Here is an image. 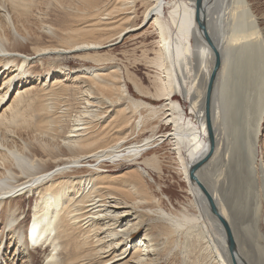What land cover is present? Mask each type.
I'll use <instances>...</instances> for the list:
<instances>
[{
	"label": "bare ground",
	"instance_id": "1",
	"mask_svg": "<svg viewBox=\"0 0 264 264\" xmlns=\"http://www.w3.org/2000/svg\"><path fill=\"white\" fill-rule=\"evenodd\" d=\"M217 1L205 0L204 6L208 35L222 58L213 91L216 145L195 176L230 224L237 252L231 254L224 224L191 176L210 151L205 99L215 64L196 21V0H0V250L6 242L14 253L22 249L13 261L3 251L0 264H33L34 255L24 249L42 244L49 248L42 264H264V248H257L259 257L252 263L239 245L243 230L235 228L218 189L228 170L221 169L210 185L202 178L221 149L231 160L223 141L230 131L243 150L236 175L249 188L259 186L257 215L264 191V166L258 164L264 45L244 0H235L241 5L238 13L233 5L215 10ZM137 2L144 5L139 23L134 21ZM49 8L64 12L60 25L42 20ZM149 37L165 101L159 106L131 95L117 67L69 69L64 62L99 63L121 42L140 48ZM249 74L254 81H245ZM248 85L256 88L253 99ZM177 95L190 104V116ZM61 103L76 112L70 123L65 124ZM126 103L133 111L118 107ZM106 104L118 107L113 119L100 114ZM159 112L162 118L155 119ZM22 127L31 130V142L14 131ZM63 127V143L52 144ZM148 129L155 131L147 135ZM163 142L178 158L177 174L185 184L181 198L172 199L147 170L159 168V154L147 152ZM31 197L35 205L26 228L23 204Z\"/></svg>",
	"mask_w": 264,
	"mask_h": 264
},
{
	"label": "rangeland",
	"instance_id": "2",
	"mask_svg": "<svg viewBox=\"0 0 264 264\" xmlns=\"http://www.w3.org/2000/svg\"><path fill=\"white\" fill-rule=\"evenodd\" d=\"M220 1L219 2L217 1L216 5L214 7L215 10L216 9L221 10V8H225L227 6L232 7V5L234 6V7H232V8H234L233 10L236 11L237 13L241 10V8H240L241 5L240 4L235 5V0H227V1L223 0L224 2L222 0H220ZM225 1H226V4H225ZM232 1H234V2H232ZM244 4H245V7L248 9V11L251 15L252 21L255 23V31L254 32L257 33V35H256L257 39L261 40L262 44L264 45V31L262 29L264 27V0H244ZM136 5H137V8H136V15H135L134 21L139 23L142 19V13L144 10V5L140 4L139 2H137ZM224 5H225V7H224ZM218 7H220V8H218ZM49 10H51V9L49 8ZM49 10L47 11L48 16L50 15L49 18L46 17L47 14L45 16L42 15V17H43L42 20L47 21L46 19H48V23H55L57 25H60L59 20H60V17L63 18L64 12L61 9L60 10H53V11L51 10L50 12H49ZM57 18H59V19H57ZM40 19H41V17H40ZM260 19H262V22ZM35 24H36L35 26L37 27V22ZM212 29H213V27H212ZM225 30H226V28H225ZM226 31L230 32V27ZM43 34L45 35V33H43ZM44 37L47 38L48 36H44ZM151 37H155V35L151 36ZM151 37L147 38L146 43L141 45L140 48L139 47L134 48V46L131 44L132 41H130V43L129 42H127V43L121 42L120 44L114 46V48L112 47L113 49L110 48L108 50L109 51L108 54L106 53L107 57H108L107 60L99 62V63L96 61H92V60L91 61H89V60L85 61V60H81L78 58H67L64 60V62H65V64L68 65L69 69L78 68V67H80L82 65H86V64H87L86 66H88V67H91V66L100 67V68H105V67H110V66L117 67L120 70V73L122 72L121 75L123 76V78L124 79L126 78L125 81H126V84L129 88L131 95H133L134 97H137L139 99H142V100H144L150 104H153V105L156 104L155 106H159V105L163 104L165 101L164 100L162 101V97L159 96V87H158V79L157 78H158V75H160V70L156 65H154L153 60H152L154 57L153 51L150 49L151 46L147 44L148 41L151 39ZM142 39H143V37L140 38L138 41H142ZM146 61H149V63H147ZM151 61H152V63H151ZM103 62H105V63L103 64ZM100 63H101V65H100ZM258 68H260V65H257V75L259 74V70H260ZM126 73H129V74H126ZM251 76L252 75L249 74L245 81L246 82L254 81L255 77L253 78V76L252 77ZM135 85L138 87V89L135 87ZM251 86L254 89L250 88ZM251 86L248 85L249 90L247 91L250 96L256 92L255 86H253V85H251ZM142 91H144V92H142ZM79 97H80V99L84 98L83 96H79ZM175 99L178 100L182 104L185 112L188 114L190 111V104L186 103L182 99L181 95H177L175 97ZM250 99H253V96H251ZM80 101H82V100H80ZM125 106L127 108V109H125V111L127 110L126 113L130 112V110L133 111V109H131L127 103L124 105H120L118 107L122 108ZM61 107H62L61 110L63 109V111L67 112V115H68V116L63 117V119H65V122L68 121L65 124L70 123L69 119H71L72 116L76 112L73 111V108H71L70 111H67L66 109H68L70 106L67 107L66 103H64V104L61 103ZM118 107H115L114 105L112 106L111 104H106V106L101 110L100 114H102V117L105 119H109V120L113 119L114 111ZM94 109H96V108H94ZM58 110L60 112V109H58ZM141 112H143L144 114L147 113L145 109H142ZM188 116H190V115L188 114ZM154 118L155 119H161L162 118V112L156 113L154 115ZM95 122L99 123V118H95ZM163 127H164L163 125H160L158 130L157 131L154 130V131L156 133H158L163 129ZM22 128L21 129L20 128L14 129V131L19 133V134H22L21 135L22 137H24L27 141L31 142V140L33 139V134L31 133V130H26L25 127H22ZM63 131H64V133H63ZM66 131H67L66 128L63 127L57 131L58 133L55 132L57 134L54 135V137L51 139V143L52 144H54V143L62 144ZM147 131L145 133L147 135H150L154 132V131H150L149 129ZM262 134L263 135L260 137V142L258 145V164L264 166V121H263V125H262ZM223 136H224L223 141L225 142L226 146L231 149V153H230L231 154V160L228 162L226 161V157H225L226 152L223 151V149H221V151L218 153V156L216 157L214 162H212L211 165H209L206 169L205 168L203 169L202 178L204 179L205 182H207L210 185V183L212 184L213 180L220 178L219 172L221 169L228 170L226 175L223 176L224 177V179H223L224 181L222 180L223 184L220 185L218 187V189H219L221 196H223L222 198L225 199V202L227 201L226 202L227 208H229V210L232 213L233 221L235 220L234 221L235 222V228L237 230L238 229L243 230L242 233H240V232L238 233L239 245H241V247L243 249V253H245V254L248 253L246 255H248V258H250V261H252V263H253L254 259L259 257L257 248H260V249L264 248V191L263 190L260 191L259 195H261L260 198H262V203H261L260 209H259L260 212L258 211V213L256 215L254 208H255V200H256L255 192H256V190L259 191L258 183L256 185L252 184V187L249 188L248 185L245 184L247 181L245 182L244 178H243V180H241V178L236 175L237 172L235 171L234 166H236V169L240 170V167L242 164L241 155H242L243 150L241 148L239 150H238V148H236L235 144L233 143L234 136L230 133V131L225 132L223 134ZM169 144L170 143H168V142H165V143L163 142L162 144L158 145L156 148L147 152V154H150L152 152H157L159 154V158H158V160H159V166L158 167L159 168H156L154 171L151 170L150 168H148L147 170L151 174L154 173V174H152V176L155 177V179H157L163 183L162 188L166 191V193L169 196H171L172 199H176V198H181L180 196L183 194L182 189L184 188L185 184L183 181H181L180 175L177 174L178 173L177 168L179 166L178 158H177L176 153L172 150V145L171 144L169 145ZM170 151H171V153H170ZM228 163H230V164H228ZM158 175H160L161 177L157 178ZM227 175H229V176H227ZM225 178H228V179H225ZM240 183L243 184V186L241 185L242 187L239 186ZM254 186L256 189L253 188ZM241 188H243V189H241ZM229 189H231L232 191ZM230 191L232 192L231 196L228 195V192H230ZM34 202H35V197H33L31 200H29L23 204V206H25L24 208L26 210V215H24L26 228L28 227L30 220L32 218V212H31L32 207L31 206L35 205ZM256 217H258L257 221H256ZM31 226H32V223H31L30 227ZM236 229H235V231H236ZM26 234H27V230H26V232H24V240L22 241V244L23 243L25 244ZM28 237L30 238V234H28ZM30 247H32L33 250L28 251V249L25 247L24 251L28 254L32 253L34 255V263L33 264H42L43 258L45 257V252H47V251L49 252V248L46 249L47 246H45L43 244L37 246L38 248H36L34 245H31ZM7 248H9V242H6L2 245V248L0 250V252H1L0 256H2V253L4 251L6 253L5 256L8 255V258H10V260H12V261H13V258L15 257L14 254L19 255L20 250H22L19 247L18 251L14 253L15 250L13 249V247L11 249H7ZM15 248H17V246H15ZM256 255H257V257H256ZM179 258L181 259V256H179L178 259ZM20 261L17 260L14 264H21ZM10 264H13V263H10Z\"/></svg>",
	"mask_w": 264,
	"mask_h": 264
},
{
	"label": "water",
	"instance_id": "3",
	"mask_svg": "<svg viewBox=\"0 0 264 264\" xmlns=\"http://www.w3.org/2000/svg\"><path fill=\"white\" fill-rule=\"evenodd\" d=\"M197 3V11H196V21L198 23V26L200 30L202 31L204 35V39L206 43L212 48V50L215 53V64H214V69L212 72V75L210 76L209 83L207 86V91H206V99H205V111L207 115V128H208V133H209V144H210V151L209 153L202 159L199 163H197L191 170V176L193 179L196 178L195 173L201 169V166L206 163V161L210 158V156L213 153V149L215 148L216 145V137H215V126H214V107H213V91H214V86L215 82L218 76V72L221 68L222 65V58L220 56V52L216 49L214 45V38H210L208 35V25H207V20H206V11H205V0H196ZM217 127V126H216ZM199 186L201 187L203 193L205 194L207 200L210 203L212 212L216 214L219 219L222 221L224 224L226 234H227V240L229 244V250L232 255L237 252L236 249V241L234 239V232L232 231V228L228 221H226L224 218L221 217L217 205L212 197V194L210 193V190L207 188L206 184L201 183L198 181L196 178ZM234 264H237V262L234 260Z\"/></svg>",
	"mask_w": 264,
	"mask_h": 264
}]
</instances>
